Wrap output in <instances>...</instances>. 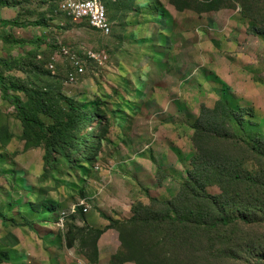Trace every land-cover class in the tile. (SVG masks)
Masks as SVG:
<instances>
[{"label": "rangeland", "instance_id": "1", "mask_svg": "<svg viewBox=\"0 0 264 264\" xmlns=\"http://www.w3.org/2000/svg\"><path fill=\"white\" fill-rule=\"evenodd\" d=\"M7 1L0 77L8 95L30 106L17 87L50 90L105 129L96 153L46 167L0 87V214L8 217L0 251L10 258L0 264H264V184L228 174L264 182V161L249 148L264 140V0H102L107 35L51 16L38 0ZM63 50L83 62L72 82ZM220 101L247 114L240 126L199 124L208 143L198 181L223 198L228 224L206 201L207 223L195 224L197 201L185 188L200 154L195 125ZM140 203L191 219L128 223Z\"/></svg>", "mask_w": 264, "mask_h": 264}, {"label": "trees", "instance_id": "2", "mask_svg": "<svg viewBox=\"0 0 264 264\" xmlns=\"http://www.w3.org/2000/svg\"><path fill=\"white\" fill-rule=\"evenodd\" d=\"M0 5H8L7 0H0ZM6 43H9L7 39L3 38ZM15 44L23 43L21 41H14ZM0 87L2 97L7 101L17 112L21 124L23 126V134L27 138H33L37 144H41L43 147V163L46 167H52L56 164L57 157H63L67 160H72L75 156H79L85 159L88 154L96 153L100 138L104 132V127L100 125V119L91 110L81 109L79 104L67 97L54 96L50 90L42 88H25L17 87V90L27 96L30 106H26L19 97H10L7 92L6 85L0 77ZM59 101V103H58ZM246 111L242 110L236 112L227 107L224 101L217 103L214 110H202L201 117L198 119L195 128L196 134L194 137V143L199 149L200 154L194 163L195 171L190 173V184L185 185V188H189L190 192L195 195L197 201V210L195 213L191 212L194 216L195 224H203L206 222V217L202 212L201 207H205V201L219 206V221L228 224V217L225 214L226 204L222 197L211 196L206 193L203 186L200 185L198 178H202L204 174V168L201 171V164L206 152V145L208 142H204V132L198 131L199 124L211 122V123H223L229 124L230 122L242 125ZM43 116L51 120L49 124L38 118ZM96 120L95 125H92ZM250 151L253 153V157L258 161H264V140L257 139L251 142ZM230 180L233 182L245 185H257L260 182L259 179L254 178L249 173H242L241 171L232 172L229 169ZM132 217L128 223H136L146 225L149 223L155 224V222L162 223L164 221H174L178 223H185L190 221L191 218L180 216L176 214L175 218L171 216H159L153 215L147 210L141 203L136 204L131 208ZM0 220L4 226H6L8 217L4 214H0ZM115 224H120L115 222ZM113 229V228H111ZM10 258L7 254L0 251V263H7Z\"/></svg>", "mask_w": 264, "mask_h": 264}, {"label": "built area", "instance_id": "3", "mask_svg": "<svg viewBox=\"0 0 264 264\" xmlns=\"http://www.w3.org/2000/svg\"><path fill=\"white\" fill-rule=\"evenodd\" d=\"M38 2L46 7L51 16L83 23L104 35L111 31L112 21L107 15V8L102 0H38ZM62 54L69 59L71 70L68 72V80L72 82L77 76L83 74V62L66 50H63ZM49 68H53L52 63L49 64Z\"/></svg>", "mask_w": 264, "mask_h": 264}]
</instances>
